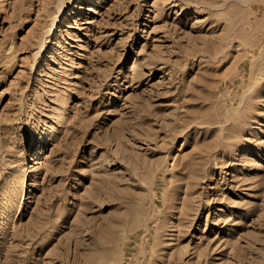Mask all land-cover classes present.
Masks as SVG:
<instances>
[{
	"label": "rangeland",
	"instance_id": "obj_1",
	"mask_svg": "<svg viewBox=\"0 0 264 264\" xmlns=\"http://www.w3.org/2000/svg\"><path fill=\"white\" fill-rule=\"evenodd\" d=\"M0 264H264V0H0Z\"/></svg>",
	"mask_w": 264,
	"mask_h": 264
},
{
	"label": "bare ground",
	"instance_id": "obj_2",
	"mask_svg": "<svg viewBox=\"0 0 264 264\" xmlns=\"http://www.w3.org/2000/svg\"><path fill=\"white\" fill-rule=\"evenodd\" d=\"M39 158H40V156H37L36 158H33V159L35 160V159H39Z\"/></svg>",
	"mask_w": 264,
	"mask_h": 264
}]
</instances>
